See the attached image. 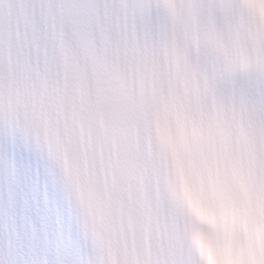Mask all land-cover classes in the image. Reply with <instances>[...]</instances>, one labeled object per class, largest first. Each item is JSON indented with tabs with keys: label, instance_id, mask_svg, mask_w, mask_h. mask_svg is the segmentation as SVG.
Segmentation results:
<instances>
[{
	"label": "snow or ice",
	"instance_id": "1",
	"mask_svg": "<svg viewBox=\"0 0 264 264\" xmlns=\"http://www.w3.org/2000/svg\"><path fill=\"white\" fill-rule=\"evenodd\" d=\"M0 264H264V0H0Z\"/></svg>",
	"mask_w": 264,
	"mask_h": 264
}]
</instances>
